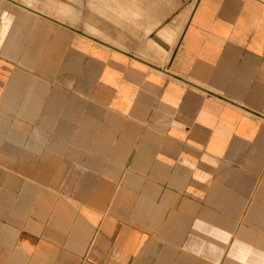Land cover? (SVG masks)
<instances>
[{
  "label": "crops",
  "instance_id": "crops-1",
  "mask_svg": "<svg viewBox=\"0 0 264 264\" xmlns=\"http://www.w3.org/2000/svg\"><path fill=\"white\" fill-rule=\"evenodd\" d=\"M32 3L72 28L0 0V264H264V0L186 1L157 62Z\"/></svg>",
  "mask_w": 264,
  "mask_h": 264
},
{
  "label": "rangeland",
  "instance_id": "rangeland-1",
  "mask_svg": "<svg viewBox=\"0 0 264 264\" xmlns=\"http://www.w3.org/2000/svg\"><path fill=\"white\" fill-rule=\"evenodd\" d=\"M186 1L189 0H176L175 6V0H33L31 5L109 44L157 62L149 37H156L158 27L172 21L174 12ZM168 5L176 9L164 16L162 12ZM182 26L165 29L160 35L178 37Z\"/></svg>",
  "mask_w": 264,
  "mask_h": 264
},
{
  "label": "water",
  "instance_id": "water-1",
  "mask_svg": "<svg viewBox=\"0 0 264 264\" xmlns=\"http://www.w3.org/2000/svg\"><path fill=\"white\" fill-rule=\"evenodd\" d=\"M10 1H13V2H15V3L21 5L22 7L27 8V9H29V10H32V11H34V12L40 14V15H43V16H45V17H48V18H50V19H52V20H54V21H56V22H58V23H60V24L66 25V26H68V27H71V26H69V25H67V24H64V23L58 21L57 19H54V18H52V17H50V16H48V15H46V14L40 12V11H37V10H35V9H33V8H31V7H29V6L25 5V4H23V3H20V2L15 1V0H10ZM71 28H72V27H71ZM73 29H74V28H73ZM99 41H100V40H99ZM102 42H103V41H102ZM109 46L112 47V45H109Z\"/></svg>",
  "mask_w": 264,
  "mask_h": 264
}]
</instances>
